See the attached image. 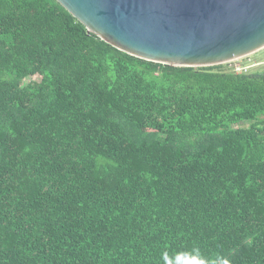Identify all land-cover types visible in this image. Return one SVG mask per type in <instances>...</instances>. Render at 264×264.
I'll list each match as a JSON object with an SVG mask.
<instances>
[{"label": "trees", "instance_id": "obj_1", "mask_svg": "<svg viewBox=\"0 0 264 264\" xmlns=\"http://www.w3.org/2000/svg\"><path fill=\"white\" fill-rule=\"evenodd\" d=\"M0 264H264V71L149 63L58 0H0Z\"/></svg>", "mask_w": 264, "mask_h": 264}, {"label": "water", "instance_id": "obj_2", "mask_svg": "<svg viewBox=\"0 0 264 264\" xmlns=\"http://www.w3.org/2000/svg\"><path fill=\"white\" fill-rule=\"evenodd\" d=\"M90 33L140 60L204 69L264 50V0H58Z\"/></svg>", "mask_w": 264, "mask_h": 264}, {"label": "rangeland", "instance_id": "obj_3", "mask_svg": "<svg viewBox=\"0 0 264 264\" xmlns=\"http://www.w3.org/2000/svg\"><path fill=\"white\" fill-rule=\"evenodd\" d=\"M247 64V65H246ZM231 66H235L236 68L239 69V72L243 73H249L251 71H264V50L251 55L247 58H244V60L237 61L235 63L230 64ZM259 66L257 68L251 69L248 72H244L247 68L246 66Z\"/></svg>", "mask_w": 264, "mask_h": 264}, {"label": "built area", "instance_id": "obj_4", "mask_svg": "<svg viewBox=\"0 0 264 264\" xmlns=\"http://www.w3.org/2000/svg\"><path fill=\"white\" fill-rule=\"evenodd\" d=\"M261 65H259V66H246V70L244 71V72H248L249 70H251V69H254V68H257V67H260ZM238 69V68H237ZM238 73H241V72H239V69H238Z\"/></svg>", "mask_w": 264, "mask_h": 264}]
</instances>
